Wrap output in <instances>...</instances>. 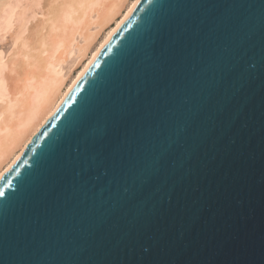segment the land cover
<instances>
[{
	"label": "water",
	"instance_id": "water-1",
	"mask_svg": "<svg viewBox=\"0 0 264 264\" xmlns=\"http://www.w3.org/2000/svg\"><path fill=\"white\" fill-rule=\"evenodd\" d=\"M0 264H264V0H138L0 178Z\"/></svg>",
	"mask_w": 264,
	"mask_h": 264
},
{
	"label": "bare ground",
	"instance_id": "bare-ground-1",
	"mask_svg": "<svg viewBox=\"0 0 264 264\" xmlns=\"http://www.w3.org/2000/svg\"><path fill=\"white\" fill-rule=\"evenodd\" d=\"M22 1L0 0V43L18 26L9 53L0 51V178L138 2L46 0L40 16L22 8L15 17Z\"/></svg>",
	"mask_w": 264,
	"mask_h": 264
},
{
	"label": "rangeland",
	"instance_id": "rangeland-1",
	"mask_svg": "<svg viewBox=\"0 0 264 264\" xmlns=\"http://www.w3.org/2000/svg\"><path fill=\"white\" fill-rule=\"evenodd\" d=\"M34 1H36V0H34ZM32 0H23L19 5H17L16 6V8H15V10H14V13H13V15L15 16L16 14L18 15V11H20L22 8L24 9V11L26 10L25 8H27V12L28 13H30L31 14V9L33 10V12H36L39 16L41 15V13L43 12V10L42 9H40V8H42V7H44V4H46V0H42V3H41V5L39 4V5H37V4H32ZM37 3V2H36ZM35 5H37V6H39L38 8L35 6ZM31 7V8H30ZM36 7V8H35ZM30 8V9H29ZM22 9V10H23ZM18 10V11H17ZM24 11H20V12H24ZM17 12V13H16ZM19 12V13H20ZM32 12V13H33ZM16 15V16H17ZM15 16V17H16ZM34 18H32L30 21H29V23H28V26H30L31 25V23L32 22H34L35 20H36V18H35V20H33ZM17 25V24H16ZM15 25V28L13 29V30H11L10 32H8V34H6L4 37L5 38H3L2 40H4V41H1V43H0V51H1V53L2 54H7V53H9V51L11 50V47H12V44L14 43V40H15V37L16 36H14L15 34H16V32H17V29H18V26H16Z\"/></svg>",
	"mask_w": 264,
	"mask_h": 264
},
{
	"label": "snow or ice",
	"instance_id": "snow-or-ice-1",
	"mask_svg": "<svg viewBox=\"0 0 264 264\" xmlns=\"http://www.w3.org/2000/svg\"><path fill=\"white\" fill-rule=\"evenodd\" d=\"M177 135H179V133H177Z\"/></svg>",
	"mask_w": 264,
	"mask_h": 264
}]
</instances>
